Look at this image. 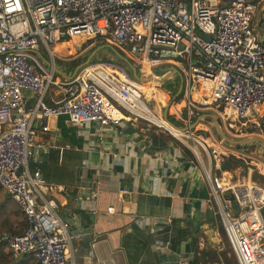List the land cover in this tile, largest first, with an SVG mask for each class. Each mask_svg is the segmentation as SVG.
<instances>
[{
	"label": "built area",
	"instance_id": "1",
	"mask_svg": "<svg viewBox=\"0 0 264 264\" xmlns=\"http://www.w3.org/2000/svg\"><path fill=\"white\" fill-rule=\"evenodd\" d=\"M78 37H99L132 58L139 79L175 67L187 108H214L250 132L264 131V6L256 1L0 0V187L25 217L21 231L1 237L13 257L31 253L35 264H75L67 246L79 235L29 164L41 145L34 143L37 123L65 115L74 125L106 127L129 119L120 107L138 115V79L110 60L80 66L54 101L44 99L54 81L52 44ZM222 173H207L208 194L236 262L264 264V188Z\"/></svg>",
	"mask_w": 264,
	"mask_h": 264
},
{
	"label": "crops",
	"instance_id": "2",
	"mask_svg": "<svg viewBox=\"0 0 264 264\" xmlns=\"http://www.w3.org/2000/svg\"><path fill=\"white\" fill-rule=\"evenodd\" d=\"M254 1L264 6V0ZM73 67L54 68L46 101L58 97ZM32 101L27 98V104ZM135 103L138 115L181 134L144 99ZM40 126L37 123L34 143L41 145L29 164L39 167L43 194L53 198L57 213L69 220V232H79L67 246L75 264L191 263L192 229L198 231L209 218L212 199L207 180L181 148L156 132H142L130 116L106 127L64 120L62 130L57 117ZM186 227L190 234L179 231Z\"/></svg>",
	"mask_w": 264,
	"mask_h": 264
},
{
	"label": "rangeland",
	"instance_id": "3",
	"mask_svg": "<svg viewBox=\"0 0 264 264\" xmlns=\"http://www.w3.org/2000/svg\"><path fill=\"white\" fill-rule=\"evenodd\" d=\"M258 15L259 9L257 8L251 22L253 28H255L254 22ZM99 39V37H78L62 40L66 41L67 44L66 47L61 48L59 51L54 47V66L57 68L59 66H65L69 69L81 62L96 45L104 43L109 44ZM125 46L127 47V45ZM44 56L47 57L45 52ZM107 58H110V61L116 62L106 46H102L98 48L90 60L82 66L105 62L108 61ZM127 58L131 62H134L132 58ZM158 74H162V72ZM146 79L147 82H141V79L136 80L140 92L144 95L143 97L141 94V98L145 100V103L155 111L161 119L162 110L165 106H167L166 114H170L177 119L180 126L191 123V116L198 114L200 118L189 130H182V132H180L181 134L174 135L146 118L140 115H132L124 108L118 106L121 112L135 118V126H137V128L140 127L141 131L144 133L156 132L163 140L181 148L185 155L193 161L198 171L206 180L207 173H216L217 168H219V173L223 172L222 174L225 179L237 183H244L249 179L250 182L264 188V150L260 145L256 142H252L241 146L240 144L228 142L215 131L212 118L202 114L213 113L217 117L220 130L230 138L255 136L264 141V131L254 129L253 132H250V128L241 125L235 119L220 116L214 108L199 107L198 105H190L187 108L182 101V92L177 100L174 99L176 94L173 88H177L178 83L176 74H172L162 81L154 80L153 78L151 80L148 78ZM173 79L176 84L170 88L168 82ZM157 100L159 104H156ZM223 158L229 161L230 167L228 169H221L219 167V161ZM209 202V207L212 210L209 218L204 219L203 225L197 228L199 229L198 231H194L195 239L192 240L194 255L190 264H237L234 253L226 237L221 217L217 212L216 204L213 200ZM262 212L264 215V208ZM198 241L200 243H198ZM7 250L8 249L5 247L1 252L4 253Z\"/></svg>",
	"mask_w": 264,
	"mask_h": 264
},
{
	"label": "trees",
	"instance_id": "4",
	"mask_svg": "<svg viewBox=\"0 0 264 264\" xmlns=\"http://www.w3.org/2000/svg\"><path fill=\"white\" fill-rule=\"evenodd\" d=\"M254 1V0H252ZM67 42L66 41H59L56 42L54 45H52L53 49L54 47L57 48V51H59L61 48L66 47ZM109 50V49H108ZM108 60H111L110 58H107ZM115 61L123 66L125 70L130 74V70L127 67V65L120 59L113 57ZM176 82L173 83L171 81L168 82V86L172 88L175 86ZM174 91H176V88H173ZM181 91H179L176 94V97L174 98L177 100L180 97ZM139 101H143L141 97H138ZM184 114V112H183ZM198 114L191 116L190 118L193 121L195 117ZM58 118V124L62 128V130L65 128L64 126V120L69 122L67 117L65 115L57 116ZM167 120H169L171 123H173L176 126H180L178 123V120L175 119L172 115L166 114ZM70 123V122H69ZM68 130H70V127H67ZM241 146L244 144H240ZM219 167L221 169H228L229 161H227L225 158L221 159L219 161ZM219 168H217V172L219 173ZM25 226V217L23 212L20 210L18 204L16 201L11 199L10 197H7L4 195L3 189L0 187V264H35V258L31 253H25L22 254L20 257L15 258L12 256L11 251L8 249L6 252L2 253L1 250L4 246H6L5 240L1 237L4 233H10V232H19L21 231ZM21 229V230H20ZM181 233H188L190 234V229L188 227L184 228V230H180ZM195 231V228L192 229V232Z\"/></svg>",
	"mask_w": 264,
	"mask_h": 264
},
{
	"label": "water",
	"instance_id": "5",
	"mask_svg": "<svg viewBox=\"0 0 264 264\" xmlns=\"http://www.w3.org/2000/svg\"><path fill=\"white\" fill-rule=\"evenodd\" d=\"M202 36L205 39H208V37H209L207 34H203ZM263 42H264V40H263ZM102 46H107L110 49L111 53H112V57H116V58L122 60L127 65V67L129 68L131 76L136 78V79H139L140 76H139V74L136 71V66L134 65V63H132L123 53H121L114 46H112L110 44H107V43L96 45L94 48H92L89 51V53L85 56V58L81 62H79L78 64H76L73 67V70H72V73H71L70 76H72L80 66H82L84 63L88 62L90 60V58L92 57V55L94 54V52L98 48H100ZM38 54H39V56H40V58L42 60L46 61V58L43 57L40 54V52H38ZM160 72H162V74H160L158 76L157 74L160 73ZM172 74H176L177 77H178L177 88H176V91H175V94H177L180 91V74H179L178 70L175 67H173V66H165V67L157 68V69L153 70V75H151L150 77L153 78L154 80L162 81L164 78L169 77ZM171 82L175 83V80L173 79V80H171ZM166 109H167V106L163 107V110H162L163 119L165 121H167L171 126L177 128V129H179L181 131L182 130H189L191 128V126L195 122H197V120L200 118V115H197L195 117V119L191 123H188L185 126H176L173 123H171L169 120H167V118H166ZM202 115H206V116H209L210 118H212L213 126H214L215 131L218 134H220L224 139H226L228 142L236 143V144H247V143L256 142L264 150V141L260 140L259 138L255 137V136H249V137H245V138H230V137L226 136L220 130V126H219L217 117L213 113H203ZM228 199L229 200L232 199L231 195L228 196Z\"/></svg>",
	"mask_w": 264,
	"mask_h": 264
},
{
	"label": "bare ground",
	"instance_id": "6",
	"mask_svg": "<svg viewBox=\"0 0 264 264\" xmlns=\"http://www.w3.org/2000/svg\"><path fill=\"white\" fill-rule=\"evenodd\" d=\"M56 42H54L52 45H54ZM152 79V78H151ZM150 79V80H151ZM147 79L146 78H143L142 77V79H141V82H147L146 81ZM181 102V101H180ZM175 110V109H174ZM137 114V113H136ZM164 120V119H163ZM165 121V120H164ZM166 123H168L167 121H165ZM168 125L172 128V129H174V130H176V131H180V132H182L181 130H179V129H177V128H175V127H173V126H171L169 123H168ZM205 151V150H204Z\"/></svg>",
	"mask_w": 264,
	"mask_h": 264
}]
</instances>
